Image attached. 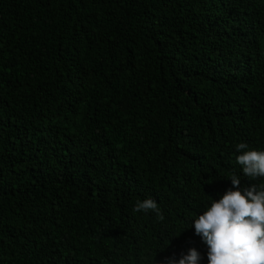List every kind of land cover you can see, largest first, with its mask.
I'll use <instances>...</instances> for the list:
<instances>
[{
    "label": "trees",
    "instance_id": "obj_1",
    "mask_svg": "<svg viewBox=\"0 0 264 264\" xmlns=\"http://www.w3.org/2000/svg\"><path fill=\"white\" fill-rule=\"evenodd\" d=\"M242 142L264 150V0H0V264H208L194 220L233 172L264 182Z\"/></svg>",
    "mask_w": 264,
    "mask_h": 264
},
{
    "label": "clouds",
    "instance_id": "obj_2",
    "mask_svg": "<svg viewBox=\"0 0 264 264\" xmlns=\"http://www.w3.org/2000/svg\"><path fill=\"white\" fill-rule=\"evenodd\" d=\"M246 149V143L236 145L240 152L236 162L243 176L264 180V150ZM230 180L232 187L194 220L195 234L207 245L208 264H264V182L242 187L235 172ZM133 211L152 212L159 221L165 219L152 198L137 201ZM202 259L191 247L187 253L181 252L179 259L175 254L167 257L166 264H201Z\"/></svg>",
    "mask_w": 264,
    "mask_h": 264
}]
</instances>
